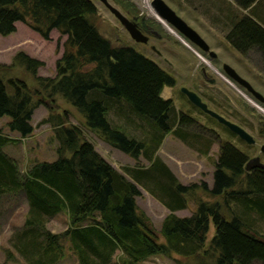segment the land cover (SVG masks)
I'll use <instances>...</instances> for the list:
<instances>
[{"label": "trees", "instance_id": "1", "mask_svg": "<svg viewBox=\"0 0 264 264\" xmlns=\"http://www.w3.org/2000/svg\"><path fill=\"white\" fill-rule=\"evenodd\" d=\"M221 1L226 41L243 57L258 52L264 62V0ZM115 2L134 14L139 30L157 25L137 16L129 0ZM96 12L91 0H0V36L13 33L15 22L43 40L53 29L66 36L53 77L37 75L43 62L22 51L11 65H0V70L22 67L37 85L31 89L19 78L0 77V117H8L7 129L20 138L29 136L33 112L43 105L47 116L40 123L49 124L57 141L56 160L34 162L21 172L2 151L14 139L0 133V204L3 195L12 201L19 194L27 203L22 227L11 234L14 250L27 264H59L70 257L77 264H141L150 256L172 254L182 258V264H264V233L256 229L253 218L255 214L264 220V168L246 172L243 150L219 140L196 118L178 114L174 103L161 97L164 87L175 84L174 76L130 46H112L91 21ZM54 94L81 112L85 127L105 143L135 160L142 156L149 165L126 168L129 180L95 150L77 125L53 114ZM113 106L126 112L127 120H140L139 126L147 127L146 136L129 137L109 121ZM259 123V134L264 135ZM190 128L202 134L191 135ZM168 133L192 148L200 142L196 149L204 155L219 140L211 187L203 180L180 183L156 156ZM136 184L169 210L159 230L163 242L137 206ZM198 190L216 199L203 200ZM190 200L195 207L189 215L173 213L187 208ZM232 201L239 212L230 208ZM62 211L68 226L58 233L47 230L46 221ZM210 222L214 232L208 240ZM6 254L14 259L10 250Z\"/></svg>", "mask_w": 264, "mask_h": 264}, {"label": "rangeland", "instance_id": "2", "mask_svg": "<svg viewBox=\"0 0 264 264\" xmlns=\"http://www.w3.org/2000/svg\"><path fill=\"white\" fill-rule=\"evenodd\" d=\"M96 8V14L91 18L98 32L107 39L112 46H130L140 52L147 58L153 60L157 65L174 76L176 80L175 87L171 89H162L161 97L169 96L172 98L176 107L190 111L194 114L197 121L218 134L219 140L228 141L239 150L248 153L249 157L259 155V146L264 144V137L259 135V122L264 125V114L252 106L239 93L246 95L259 108L264 110L263 105H259L246 91L236 83L227 79L221 70L223 63L231 66L241 77L246 79L252 87L264 96V62L260 59L258 52H251L246 57L237 56L234 49L230 47L225 39L226 27L224 26V11L218 10V0H164L186 23H188L209 45L210 50L216 54V58L208 59L205 53L200 52L196 47L189 44L187 47L177 37L172 35L161 23L149 16L146 11L140 8L137 0H129L136 7L138 14L145 19H153L157 25H153L146 31L140 30L148 36V41L138 43L132 40L128 33L123 29L118 20L109 12V10L99 1L91 0ZM112 6L117 8L129 20H132L134 14L129 13L115 0H107ZM150 2V0H149ZM232 2V1H231ZM243 11V10H242ZM133 21V20H132ZM135 22V21H134ZM204 27V28H203ZM65 35L59 34L55 29L51 30L48 40H43L38 34L32 31L22 22H15V31L7 36H0V65L9 66L12 63L13 56L22 51L30 57L43 62V65L37 69L39 76H55V62L61 56ZM152 45V46H150ZM153 47L155 50H151ZM204 60V61H203ZM208 62V64L206 62ZM244 67V68H243ZM200 68L206 72V77H212L214 83H208L205 77L199 75ZM186 74V75H185ZM189 74V75H188ZM190 74H194L200 81L201 86L198 92L205 98L210 97L212 102L208 101V107L228 120L240 125L254 139L253 145H247L240 142L236 136H233L225 127L219 124L212 117L202 114L199 111L191 110L185 100H183L177 91L176 86L190 85ZM196 74V75H195ZM0 77L6 81L9 77H16L23 80L31 89L37 87L33 77L22 67L14 66L0 70ZM202 79H201V78ZM196 80L194 79V82ZM240 91H237V89ZM44 95V94H43ZM44 98H46L44 96ZM55 109L53 114H59L68 123L77 125L83 137L93 144L95 150L116 170L123 173L129 180L131 177L126 173V168L147 167L149 162L140 156L137 160L129 155L115 149L105 143L93 131L85 127L84 116L74 106L66 102L60 95L54 94ZM264 112V111H263ZM126 112H120L118 107L113 106L107 113V118L121 131L129 137L142 139L146 136L147 127L139 126L141 123L136 117L131 116L130 121L125 118ZM47 116V109L40 105L32 115L31 124L34 129L27 137L24 143H20L18 134L10 132L7 129V116L0 117V133L10 136L14 141L5 146L4 152L16 156L17 164L21 170H25L34 162H51L57 159L56 147L57 141L53 136V130L49 124H41L42 118ZM261 124V125H262ZM190 134H202L197 128L187 129ZM219 140L213 142L206 155L201 154L196 148L201 147L200 142H194L193 148L182 142L175 135L168 133L164 136L160 146L156 151V156L170 169L175 178L182 184L199 183L203 180L208 187L213 183L214 161L217 158L219 149ZM189 142L193 141L190 137ZM9 150V151H8ZM264 164V158H260ZM22 171V172H23ZM140 190V195L136 197L138 208L149 218L152 227L158 234L159 241L163 242L159 230L162 220L169 210L154 196L148 193L141 185L136 184ZM196 194L203 200L213 201L216 198H209L203 195L201 190ZM2 203L0 210V264H27L26 260L14 250L11 234L14 230L22 227L25 214L27 212V203L23 194H19L16 200H10L7 196L1 197ZM220 200V198H218ZM191 202L187 208L176 210L173 213L177 216L189 215L195 207ZM233 210L239 212V207L235 202L230 203ZM226 209V208H225ZM224 214H230L229 210H223ZM253 215V214H252ZM255 226L259 232L264 233V220L257 218L255 214ZM68 226V217L65 211H62L45 223V228L52 233L63 231ZM214 227L210 222L207 239L213 235ZM10 250L14 259L6 254ZM14 252V253H13ZM115 254L114 259L117 255ZM181 261V263H180ZM184 261L179 256L172 254L170 257L154 255L148 257L141 264H182ZM59 264H77L73 257L67 258Z\"/></svg>", "mask_w": 264, "mask_h": 264}, {"label": "water", "instance_id": "3", "mask_svg": "<svg viewBox=\"0 0 264 264\" xmlns=\"http://www.w3.org/2000/svg\"><path fill=\"white\" fill-rule=\"evenodd\" d=\"M109 12L118 20L123 29L128 33L129 37L138 43H146L148 36L144 35L137 27L136 23L129 20L123 15L117 8L108 3L107 0H99ZM150 6L153 11L163 19L176 33H178L187 43L196 47L200 52L205 53L208 59L216 58V54L210 50L206 41L188 24L182 19L164 0H150ZM157 21V20H156ZM158 22V21H157ZM153 48V47H152ZM223 74L232 82L236 83L239 87L243 88L247 94H249L253 100L257 101L260 105L264 106V96L256 91L252 85L243 77H241L231 66L223 63L221 65ZM188 100L200 109L206 115L215 119L219 124L225 126L230 132L238 136L241 140L247 144H253V137L238 124L224 118L215 111L209 109L200 97L192 91L183 89ZM261 151L264 153V144L261 145ZM254 168H264L257 157L250 158L245 166L244 170L249 171Z\"/></svg>", "mask_w": 264, "mask_h": 264}, {"label": "flooded vegetation", "instance_id": "4", "mask_svg": "<svg viewBox=\"0 0 264 264\" xmlns=\"http://www.w3.org/2000/svg\"><path fill=\"white\" fill-rule=\"evenodd\" d=\"M150 46H152V45H150ZM151 50H155L154 48H152L151 47ZM155 52L157 53V54H159V52L157 51V50H155ZM186 75V74H185ZM189 75V74H188ZM191 76L189 77V80H190V82H191V86L190 85H181L180 84V86H176L177 87V91H178V94H179V96L183 99V100H185L186 102H187V104L189 105V107H190V109L191 110H196V111H199L200 113H202V114H205V113H203L200 109H198L196 106H194L189 100H188V98H187V96H186V94H185V91H182V88L183 89H187V90H189V91H192V92H194L195 94H197L199 97H200V99H201V101H203L204 103H206V105H207V107H208V104H209V102L208 101H210V102H212V100L210 99V97L209 96H207L206 98H205V96L203 95V94H200L197 90H198V88L201 86V83H200V81L198 82V80L199 79H197V77L196 76H194L193 77V75L194 74H190ZM196 75V74H195ZM199 75L200 76H202V77H205L206 78V81L208 82V83H214V79L212 78V77H206V72H205V70L204 69H202V68H200V71H199ZM201 78V77H200ZM194 79L196 80L195 82H194ZM202 79V78H201ZM175 85H176V81H175V84L172 86V87H168L169 89H173L174 87H175ZM166 99H168V100H171L173 103H174V100H173V98H172V93L170 92V94H169V96L166 98ZM175 105V104H174ZM209 108V107H208ZM176 109H177V113L178 114H184V115H186V116H192V117H194V114H192L190 111H187V110H183V109H181V108H178V107H176ZM212 110V109H211ZM214 111V110H213ZM217 113V112H216ZM195 118V117H194ZM227 119V118H226ZM223 126V125H222ZM240 126V125H239ZM223 127H225V126H223ZM225 129H227L226 127H225ZM228 130V129H227ZM229 131V130H228ZM230 132V131H229ZM233 136H236L235 134H233L232 132H230ZM258 133H259V130H258ZM259 135H261L262 137H264V135H262V134H259ZM236 138L240 141V142H244L245 144H247L245 141H243V140H241L238 136H236ZM254 144V143H253ZM253 144H247V145H253ZM244 152V151H243ZM245 154H246V156H247V159H246V162L250 159V158H254V157H257L258 159H259V161L261 162V157L262 158H264V153L261 151V146H259V155H256V156H253V157H249V155H248V153H246V152H244ZM262 163V162H261ZM263 164V163H262Z\"/></svg>", "mask_w": 264, "mask_h": 264}, {"label": "bare ground", "instance_id": "5", "mask_svg": "<svg viewBox=\"0 0 264 264\" xmlns=\"http://www.w3.org/2000/svg\"><path fill=\"white\" fill-rule=\"evenodd\" d=\"M138 6L140 8H142L144 11L147 12V14L151 17H153L155 20H157L159 23H161L172 35H174L175 37H177L180 41H182L187 47L191 48L189 46V43H187L178 33H176L163 19H161L152 9V7L150 6V2L149 0H137L136 1ZM204 61V60H203ZM206 62V61H205ZM208 64V62H206ZM228 79V78H227ZM237 89V88H236ZM237 91H240L239 89H237ZM244 98L245 100H247L252 106H254L256 109H258L261 113L264 114V110H262L261 108L257 107L252 101L251 99H249L246 95H244L243 93L239 92ZM255 101V100H254ZM256 102V101H255ZM259 104V103H258ZM260 105V104H259Z\"/></svg>", "mask_w": 264, "mask_h": 264}, {"label": "crops", "instance_id": "6", "mask_svg": "<svg viewBox=\"0 0 264 264\" xmlns=\"http://www.w3.org/2000/svg\"><path fill=\"white\" fill-rule=\"evenodd\" d=\"M227 1L231 2L230 0H227ZM218 3H219V4H222V5H225V3H224L223 1H221V0H218ZM218 10H219V8H218ZM242 12H243V13H246V11H244V10H243ZM203 28H204V27H203ZM225 29L227 30V28H225ZM226 32H227V31H226ZM228 44H229V43H228ZM229 45H230V44H229ZM230 47H231V46H230ZM231 48H232V47H231ZM232 49H233V48H232ZM234 51H235V53H236L237 56H239V57L241 56V58L243 57V56L240 55L236 50H234ZM243 68H244V67H243ZM164 89H169V88H168V87H164L163 90H164ZM167 97H168V96H167ZM167 97H165V98H167ZM16 135H17V134H16ZM9 137H10V136H9ZM27 137H29V136H27ZM27 137H24V138H18V139H19V142H20V143H24V141L27 140ZM9 144H10V143H8V144H6V145H4V146L2 147V151H3V152H4V149H3V148H4L5 146H8ZM8 151H9V150H8ZM4 153H5V152H4ZM5 154H6L7 156L13 158V159L17 162V159H16V156H15V155H13V154H11V153H5ZM18 169H19L21 172L23 171V170L20 169L19 165H18Z\"/></svg>", "mask_w": 264, "mask_h": 264}]
</instances>
